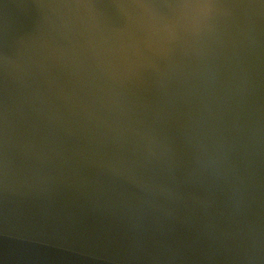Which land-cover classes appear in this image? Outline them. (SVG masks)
<instances>
[{
    "label": "water",
    "instance_id": "95a60500",
    "mask_svg": "<svg viewBox=\"0 0 264 264\" xmlns=\"http://www.w3.org/2000/svg\"><path fill=\"white\" fill-rule=\"evenodd\" d=\"M0 264H264V0H0Z\"/></svg>",
    "mask_w": 264,
    "mask_h": 264
}]
</instances>
